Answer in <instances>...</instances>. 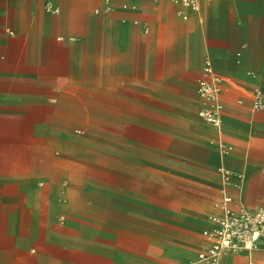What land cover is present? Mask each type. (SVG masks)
<instances>
[{"label":"crops","instance_id":"0c3cea01","mask_svg":"<svg viewBox=\"0 0 264 264\" xmlns=\"http://www.w3.org/2000/svg\"><path fill=\"white\" fill-rule=\"evenodd\" d=\"M199 2L0 0V264H211L264 207V0Z\"/></svg>","mask_w":264,"mask_h":264},{"label":"built area","instance_id":"2783aa9c","mask_svg":"<svg viewBox=\"0 0 264 264\" xmlns=\"http://www.w3.org/2000/svg\"><path fill=\"white\" fill-rule=\"evenodd\" d=\"M171 1L194 12L200 10L199 0ZM48 10L54 11L51 6H48ZM180 14L184 19L188 17L185 10H181ZM207 71L210 72L211 69L207 68ZM218 94V88L212 83H205L200 90V96L207 100L215 99ZM260 104L261 102L258 100L255 106H260ZM202 116L210 122L217 121V117L208 112L202 113ZM224 174L226 181H228L230 172L225 171ZM232 202L233 197L225 191L222 198V216L216 218L214 226L204 232L208 247L199 253L201 260L211 264H223L222 256L226 252L245 251L251 253L257 248V242L264 231V207L250 209L243 203H239L237 207H232Z\"/></svg>","mask_w":264,"mask_h":264}]
</instances>
